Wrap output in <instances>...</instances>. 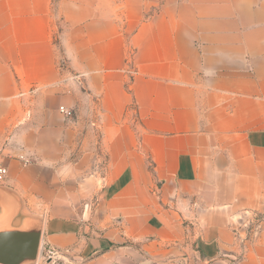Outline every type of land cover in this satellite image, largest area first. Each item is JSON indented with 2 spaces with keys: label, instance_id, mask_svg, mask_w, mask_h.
Instances as JSON below:
<instances>
[{
  "label": "crops",
  "instance_id": "crops-1",
  "mask_svg": "<svg viewBox=\"0 0 264 264\" xmlns=\"http://www.w3.org/2000/svg\"><path fill=\"white\" fill-rule=\"evenodd\" d=\"M0 164L62 264H264V0H0Z\"/></svg>",
  "mask_w": 264,
  "mask_h": 264
},
{
  "label": "water",
  "instance_id": "water-1",
  "mask_svg": "<svg viewBox=\"0 0 264 264\" xmlns=\"http://www.w3.org/2000/svg\"><path fill=\"white\" fill-rule=\"evenodd\" d=\"M41 237L39 219H29L19 229L0 230V264H29L36 260Z\"/></svg>",
  "mask_w": 264,
  "mask_h": 264
},
{
  "label": "rangeland",
  "instance_id": "rangeland-1",
  "mask_svg": "<svg viewBox=\"0 0 264 264\" xmlns=\"http://www.w3.org/2000/svg\"><path fill=\"white\" fill-rule=\"evenodd\" d=\"M63 64L65 65V62L61 58V65H63ZM73 114H74V111H73ZM102 162H104L103 159H101V161H99V163H102ZM84 206L89 211L90 208L92 210L94 205L93 204H85ZM57 255L59 256L60 253L49 251L47 249V247H45V245L40 244L36 260L32 263H29V264H62V262L63 263L66 262V259H62L61 256L58 257ZM123 255H121L122 259H124V258L129 259L130 261H133L132 264H139V261H141V259H142V257L140 256V253H138L134 248H131V247L127 248L126 253H123ZM75 260H77V258ZM148 264H155V263L149 261ZM179 264H185V263L182 262Z\"/></svg>",
  "mask_w": 264,
  "mask_h": 264
},
{
  "label": "built area",
  "instance_id": "built-area-1",
  "mask_svg": "<svg viewBox=\"0 0 264 264\" xmlns=\"http://www.w3.org/2000/svg\"><path fill=\"white\" fill-rule=\"evenodd\" d=\"M59 111L61 113H63V115L66 117V118H71L73 116V109H70V108H67L65 106H60L59 107ZM7 175V168L3 165L0 164V182L2 180H4V178L6 177ZM55 252V251H53Z\"/></svg>",
  "mask_w": 264,
  "mask_h": 264
}]
</instances>
